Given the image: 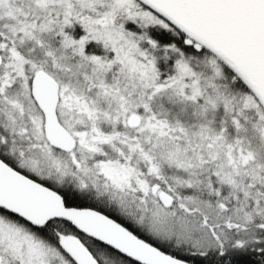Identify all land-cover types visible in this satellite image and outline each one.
Instances as JSON below:
<instances>
[{
	"label": "snow or ice",
	"instance_id": "1",
	"mask_svg": "<svg viewBox=\"0 0 264 264\" xmlns=\"http://www.w3.org/2000/svg\"><path fill=\"white\" fill-rule=\"evenodd\" d=\"M0 264H264V0H0Z\"/></svg>",
	"mask_w": 264,
	"mask_h": 264
}]
</instances>
